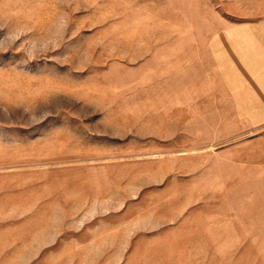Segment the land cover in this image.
I'll return each mask as SVG.
<instances>
[{
    "label": "crops",
    "instance_id": "0c3cea01",
    "mask_svg": "<svg viewBox=\"0 0 264 264\" xmlns=\"http://www.w3.org/2000/svg\"><path fill=\"white\" fill-rule=\"evenodd\" d=\"M136 1L146 7L127 41L134 45L120 50L123 58L134 50L135 89L144 92L135 100L137 129L126 134L135 142L110 147L102 169L89 165L82 194L88 214L78 208L73 216L88 218L83 226L75 221L64 232L36 223L0 232V264H236L234 252L264 251V199L224 194L264 156V136H241L264 122V5L262 17L248 20L245 45L237 34L226 41L225 19L209 0ZM229 52L246 58L247 70L239 63L225 70ZM121 105L133 109L127 100ZM144 202L163 224L91 222L132 219ZM244 202L252 204L247 218L237 210Z\"/></svg>",
    "mask_w": 264,
    "mask_h": 264
},
{
    "label": "rangeland",
    "instance_id": "374dc122",
    "mask_svg": "<svg viewBox=\"0 0 264 264\" xmlns=\"http://www.w3.org/2000/svg\"><path fill=\"white\" fill-rule=\"evenodd\" d=\"M209 3L225 19L226 41L237 34L246 45L248 20L262 17L264 0ZM145 7L136 0H0V232H23L36 223L67 232L75 221L80 226L88 221L73 216L78 208L81 216L88 214L82 194L89 165L102 169L113 157L105 154L110 147L135 142L126 134L137 129L135 100L144 92L135 89L134 50L131 58L121 57L120 50L134 45L127 41L137 34L138 11ZM239 50L243 55L246 48ZM230 54L225 70L237 63L241 72L247 70L246 58H227ZM126 100L133 107L128 112L121 105ZM125 115L128 121L121 122ZM252 125L241 136L263 138L264 122ZM256 160V170L240 171L239 185L224 187V194L264 199V156ZM78 189L83 193L77 195ZM237 205L247 218L252 204ZM150 209L144 202L132 219L91 222L128 228L163 224ZM234 255L236 264H264V251Z\"/></svg>",
    "mask_w": 264,
    "mask_h": 264
}]
</instances>
